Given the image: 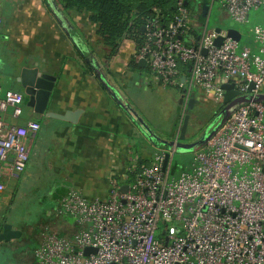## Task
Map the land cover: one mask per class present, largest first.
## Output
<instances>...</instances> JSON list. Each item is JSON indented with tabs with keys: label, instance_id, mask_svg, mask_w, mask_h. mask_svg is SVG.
<instances>
[{
	"label": "built area",
	"instance_id": "2783aa9c",
	"mask_svg": "<svg viewBox=\"0 0 264 264\" xmlns=\"http://www.w3.org/2000/svg\"><path fill=\"white\" fill-rule=\"evenodd\" d=\"M172 1L170 24L143 26L134 61H143L163 87L181 90L184 108L194 90L219 107L222 84L243 96L264 93V28L252 30L255 51L238 48L227 31L190 19L189 0ZM218 4L236 23L251 11L264 13V0ZM22 100L18 93L0 96V196L4 181L24 172L40 129L32 120L24 126L4 121L8 110L19 117ZM165 153L158 149L148 166L129 168V182L109 181L104 199L66 192L54 214L70 219L76 234L58 237L46 228L34 251L37 264H264V103L233 107L176 178L170 162L164 166Z\"/></svg>",
	"mask_w": 264,
	"mask_h": 264
},
{
	"label": "crops",
	"instance_id": "0c3cea01",
	"mask_svg": "<svg viewBox=\"0 0 264 264\" xmlns=\"http://www.w3.org/2000/svg\"><path fill=\"white\" fill-rule=\"evenodd\" d=\"M62 16L66 26L75 32L95 59L107 85L136 119L161 138L129 102L130 93L135 97L166 88L144 63L136 62L137 67H132L136 51L134 43L126 39L116 55L107 58L87 13L62 12ZM244 46L255 51L256 44L252 41ZM23 69H36L55 77L47 109L44 115H36L22 100L19 117L12 118L8 110L3 119L9 125L24 126L30 120L40 124L37 136L29 146V159L34 160L43 153L48 166L44 176L47 179L52 176L53 182H59L63 188L60 196L52 194L56 187L48 190L52 207L42 232L47 228L58 237H73L76 234L73 222L54 214L58 201L66 192L77 191L88 200L104 199L108 194L109 181L129 182V168L138 170L148 166L152 156L163 148L153 147L147 142L97 79L82 71L76 48L58 25L45 0H0V96L8 92L23 95L18 82ZM202 97L204 94L198 90L189 95L196 103ZM180 101L175 102L177 108L173 128L178 125L182 108ZM67 112L78 113L74 122L50 117L63 116ZM174 132L177 137L175 128ZM28 168H31L30 163ZM21 176L18 180L6 179L4 192L10 190L16 195ZM127 176L129 179L124 181ZM8 180L17 183L10 185ZM4 192L0 199H4ZM11 212L8 210V215ZM36 248L30 264H37L34 256Z\"/></svg>",
	"mask_w": 264,
	"mask_h": 264
},
{
	"label": "rangeland",
	"instance_id": "374dc122",
	"mask_svg": "<svg viewBox=\"0 0 264 264\" xmlns=\"http://www.w3.org/2000/svg\"><path fill=\"white\" fill-rule=\"evenodd\" d=\"M203 2L204 0H189L190 19L195 20L197 25L207 22L208 29L217 31L236 30L241 36L238 48L253 41L252 30L256 26L264 28V13L261 9L251 11L245 23H236L225 14L218 4V0H207L209 11L207 17L201 19L200 9ZM195 28L197 29V27ZM181 92L179 89L166 87L161 92L156 90L135 97H132L133 94L130 93L129 102L140 118L161 138L166 141L177 140V142L190 144L200 139L214 119L218 107L209 98L202 97L193 109L188 111L186 107L184 108L185 98ZM178 99L182 101L178 126L184 115L189 116L183 140L176 137L173 128L177 108L175 102ZM167 152L170 156V177L176 178L189 169L194 152H184L174 148L167 150ZM34 158V160L29 159L26 170L21 174L16 187V195L7 190L4 192V199H0L1 217L2 219L6 218L4 223H8L13 230L19 232L17 238L0 242V264L32 263L33 250L40 240L42 230L48 219V211L52 207V199L49 197L48 190L52 186L56 187L52 192L54 196H60L63 191L59 182H53L52 176L48 179L44 176L48 171L44 154H38ZM29 163L30 169L28 168ZM7 183L14 185L17 181L8 180ZM8 210L12 211L10 215H8ZM169 233H172L171 228Z\"/></svg>",
	"mask_w": 264,
	"mask_h": 264
},
{
	"label": "water",
	"instance_id": "95a60500",
	"mask_svg": "<svg viewBox=\"0 0 264 264\" xmlns=\"http://www.w3.org/2000/svg\"><path fill=\"white\" fill-rule=\"evenodd\" d=\"M50 4V7L54 9L55 4L52 0H47ZM209 4L205 3L201 6V18L206 17V13L208 11ZM55 17L57 19L58 25L65 30L66 35L72 41L74 47L76 48L78 54L84 59L85 63L91 68L94 72L95 78L102 85L103 89L109 94L115 104L120 108V110L130 119V121L135 125L141 135L149 142L153 147H163L166 151L174 148L184 152H196L198 151L207 141L208 139L216 132V130L223 124V122L227 119L230 114V110L239 105L249 102H262L264 103V93L252 96V95H240L237 91L233 89L232 84H222L221 89L223 90V99L221 105L217 109L216 116L213 121L204 131L203 135L194 143H182L175 141H166L164 139L158 138L152 131H150L139 119H136L133 114L129 111L125 104L121 101L117 93L110 88L105 80L103 79V75L95 61V59L89 55V51L83 42L77 37L75 32L69 27L65 26L64 20L62 16L56 12ZM66 27V28H65ZM227 36L234 40L235 42H239L240 34L236 30H227ZM220 40H217L216 45L218 46ZM143 63V61H140ZM56 79L55 77L48 75L46 73H40L36 69H23L21 71L18 82L21 85L22 89V97L23 103L26 107L32 109L33 113L36 115H44L48 101L51 95V92L54 87ZM252 89V85H250L249 90ZM181 104V101H180ZM196 104V101L193 98H189L186 104V109L191 111ZM76 113L67 112L65 115H50V117L62 120V121H75L77 116ZM189 116L184 115L181 119L180 125H176L174 128L177 130V138L183 140L185 137V133L187 130ZM176 138V139H177ZM169 153H165L164 157V166L169 161ZM127 187L122 186L121 192H126ZM19 232L13 230V228L8 223H3L0 231V242L10 241L12 239L17 238ZM86 250L84 254L87 253Z\"/></svg>",
	"mask_w": 264,
	"mask_h": 264
},
{
	"label": "trees",
	"instance_id": "16d2710c",
	"mask_svg": "<svg viewBox=\"0 0 264 264\" xmlns=\"http://www.w3.org/2000/svg\"><path fill=\"white\" fill-rule=\"evenodd\" d=\"M52 1L55 4L54 9L51 8L48 1L45 0L48 8L54 15L56 12L61 16L62 12H84L88 14V21L95 25V35L98 42L105 49L107 58L114 57L122 42L126 39L131 40L135 48L139 49L144 40L142 28L146 22L157 20L161 27H165L171 23L172 18L176 15V9L172 0ZM206 2L207 0H204L203 3ZM187 7L189 10V4ZM78 57L82 71L95 78L94 72L85 63L84 59L79 54ZM131 65L133 68L137 67V63L134 61ZM216 113L214 116H216ZM5 220V218L2 219L0 230Z\"/></svg>",
	"mask_w": 264,
	"mask_h": 264
},
{
	"label": "flooded vegetation",
	"instance_id": "af4514ba",
	"mask_svg": "<svg viewBox=\"0 0 264 264\" xmlns=\"http://www.w3.org/2000/svg\"><path fill=\"white\" fill-rule=\"evenodd\" d=\"M214 117H215V116H214ZM214 117H213V118H214ZM212 121H213V120H212ZM212 121H211V122H212Z\"/></svg>",
	"mask_w": 264,
	"mask_h": 264
}]
</instances>
